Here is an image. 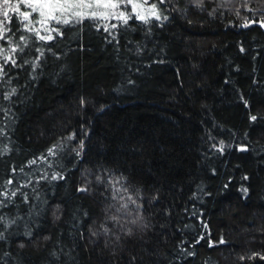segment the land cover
Wrapping results in <instances>:
<instances>
[{
    "label": "trees",
    "instance_id": "trees-1",
    "mask_svg": "<svg viewBox=\"0 0 264 264\" xmlns=\"http://www.w3.org/2000/svg\"><path fill=\"white\" fill-rule=\"evenodd\" d=\"M243 4L166 0L164 21L29 41L38 66L9 64L0 87V192L17 190L0 264H264V27L241 26L264 0ZM9 15L13 42L32 35Z\"/></svg>",
    "mask_w": 264,
    "mask_h": 264
},
{
    "label": "snow or ice",
    "instance_id": "snow-or-ice-1",
    "mask_svg": "<svg viewBox=\"0 0 264 264\" xmlns=\"http://www.w3.org/2000/svg\"><path fill=\"white\" fill-rule=\"evenodd\" d=\"M166 0H158L159 4H164ZM195 6L201 7L203 5L204 0H192ZM157 0H152L149 3V0H17L16 3H13V0H0V41H3V44H0V87H3L5 84H11V77L8 76V72L5 71L6 67L10 64L15 68H22L27 64H31L33 69H35L39 64V57L36 60H27L22 59L25 49L29 46V41L35 37L39 41L50 42L53 41L56 36H63L64 33L61 27L58 26H71L74 24H82L85 20H103L110 21L112 19L119 20L122 25H128L130 20L140 21L144 25H150L152 21L160 22L167 20L168 17L162 15L158 8ZM20 4H24L27 9L30 11H21ZM147 6V7H145ZM248 11H255L253 8L249 7V0H244V4L242 5ZM15 13L17 15V23L23 25V32L31 33V36L20 35L19 40L17 42H13V36L9 35L12 33V28L8 25L11 24L12 17L9 13ZM33 14H35L36 18L32 19ZM237 15H239V11H237ZM259 23L261 27H264V16H262L259 20L252 19L246 20V22L241 25L242 27H249L251 24ZM158 26H162L159 24ZM104 30L109 31V25L107 23L104 24ZM111 28H116L118 25L111 24ZM150 31V28L148 29ZM56 34V36L53 35ZM6 45V46H5ZM40 52V56H43L44 53L40 49H37ZM241 51H244L241 48ZM19 53V56L17 55ZM18 60L21 62L18 63ZM7 78V79H6ZM17 94V89L15 87H11L10 90L6 93H3V99L11 101L12 96ZM247 103V102H245ZM9 109H5L0 106V113H5L8 115ZM252 121H256V116H251ZM3 128H0V135H4ZM74 138V134L67 137V139L71 140ZM60 147V145H54L52 148L48 150V154L50 156L56 155V149ZM81 147H83L81 142ZM216 148V145H213ZM218 151H224L223 141L220 142ZM241 151H247L246 146H242L240 148ZM7 147L4 148V152H7ZM43 159V157H42ZM36 161H31L30 163H35ZM53 180L63 179L59 173L54 174L51 177ZM43 179H47V176H44ZM99 180V177L97 178ZM11 184L12 181L9 180L7 182ZM115 183H119L117 180ZM115 183L113 184L114 191L112 193V199L123 200V196H119L118 194L123 191L126 192V188H116ZM81 192H88L87 187H81L78 189ZM247 191V189H244ZM17 195V190H12L9 194L8 191L0 192V208L6 207V201L10 202L11 197H15ZM25 202H27V194H23ZM133 204L136 203L135 200L132 199L131 196L127 198ZM141 207V205H137V208ZM128 204L121 203L120 208L116 209L117 212H120L121 209H127ZM58 210V209H57ZM59 217H57L58 219ZM22 219V218H21ZM111 221L116 224L120 222V216L111 215L109 217ZM132 224H136L137 221L133 219L131 221ZM16 224V219H9L4 214H0V240L5 239V230L10 228L12 225ZM121 229H123V225H120ZM103 232L105 234L110 232V229L107 227H103ZM125 231V234L128 236H132L133 232L131 228H128ZM96 235V233H92ZM119 240V236L116 237ZM198 242V241H197ZM220 243H224L223 240ZM23 245H21L22 247ZM211 246V245H210ZM193 253H190V255ZM255 255V254H254ZM252 257H249L251 259ZM241 260L245 259V257H240ZM264 259V257H261ZM135 260V257H133Z\"/></svg>",
    "mask_w": 264,
    "mask_h": 264
},
{
    "label": "rangeland",
    "instance_id": "rangeland-1",
    "mask_svg": "<svg viewBox=\"0 0 264 264\" xmlns=\"http://www.w3.org/2000/svg\"><path fill=\"white\" fill-rule=\"evenodd\" d=\"M145 7H147V6H145ZM28 10L30 11V9H28ZM118 22H120V21L116 20V19H112L110 21L103 22V24L107 23L110 26L111 24L118 23Z\"/></svg>",
    "mask_w": 264,
    "mask_h": 264
}]
</instances>
